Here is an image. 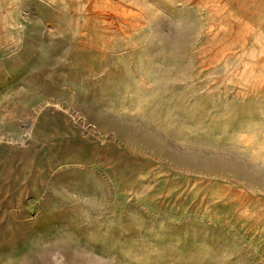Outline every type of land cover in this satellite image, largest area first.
<instances>
[{
	"label": "rangeland",
	"instance_id": "rangeland-1",
	"mask_svg": "<svg viewBox=\"0 0 264 264\" xmlns=\"http://www.w3.org/2000/svg\"><path fill=\"white\" fill-rule=\"evenodd\" d=\"M0 264H264V0H0Z\"/></svg>",
	"mask_w": 264,
	"mask_h": 264
}]
</instances>
